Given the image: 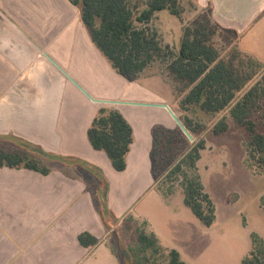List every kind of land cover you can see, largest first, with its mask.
<instances>
[{
	"label": "crops",
	"instance_id": "obj_1",
	"mask_svg": "<svg viewBox=\"0 0 264 264\" xmlns=\"http://www.w3.org/2000/svg\"><path fill=\"white\" fill-rule=\"evenodd\" d=\"M196 5L237 33L242 53L264 62V0H196ZM61 69L95 99L161 104L143 100V94L154 92L113 69L70 0H0V135L100 169L108 187L105 203L119 223L155 187L153 127L175 128V122L158 107L95 103ZM102 106L121 112L133 128L121 172L87 137ZM51 169L44 175L0 168V264H94L112 243L94 175L59 163ZM84 232L101 243L83 246L79 235Z\"/></svg>",
	"mask_w": 264,
	"mask_h": 264
},
{
	"label": "trees",
	"instance_id": "obj_2",
	"mask_svg": "<svg viewBox=\"0 0 264 264\" xmlns=\"http://www.w3.org/2000/svg\"><path fill=\"white\" fill-rule=\"evenodd\" d=\"M70 1L80 8L81 19L92 42L118 74L136 79L160 62L173 80L178 96L182 97L181 109L203 117L229 112L235 124L249 133L246 152L250 166L264 171V64L237 49V33L222 28L213 20L209 10H202L184 26L180 48L176 52L169 44H164L148 25L162 10H168L181 19L184 9L180 0ZM177 115L194 136V142H190L178 126H154L151 151L154 182L164 188L167 178L173 180L172 176L180 174L184 203L206 227H211L216 220L215 204L205 189L198 167L206 140L196 137V131L203 125L195 124L190 116ZM228 129L227 117L222 116L214 124L212 132L221 135ZM87 137L95 150L107 154L116 171L127 168V154L134 133L121 112L102 106L87 131ZM0 143H11L27 152L0 147V168H24L47 175L52 166L59 163L77 166L100 179L104 195L102 199L99 196L102 204L100 214L110 232L117 236L120 246L131 252L124 233L125 217L122 224L118 223L105 203L108 187L100 169L77 157L51 153L47 157L23 144L39 147L11 135H0ZM167 164L170 165L168 168ZM134 236L138 246L159 252V239L154 233L148 234L136 228ZM79 241L87 248L101 243V239L88 232L81 233ZM123 257L131 259L124 252ZM167 264L187 263L177 250L172 249L168 252ZM242 264H264V236L253 234L252 247Z\"/></svg>",
	"mask_w": 264,
	"mask_h": 264
},
{
	"label": "rangeland",
	"instance_id": "obj_3",
	"mask_svg": "<svg viewBox=\"0 0 264 264\" xmlns=\"http://www.w3.org/2000/svg\"><path fill=\"white\" fill-rule=\"evenodd\" d=\"M180 3L184 9L181 19L168 10H162L148 25L164 44H169L176 52L180 48L184 26L200 12L196 0H180ZM237 49L240 51L238 46ZM244 54L264 64L256 56ZM139 77L137 82L154 92L151 97L143 94V100L169 104L182 117L190 116L195 124L203 125L196 131V137L206 140L198 167L205 189L215 204L216 220L211 227H206L184 203L182 176H172L173 180L167 178L164 187L171 188L169 191L155 184L151 192L125 215L127 225L124 233L131 252L120 246L117 236L111 231L108 242L115 245L119 254L109 243L94 264H167V255L172 249L181 253V259L187 264H242L252 247L253 234L264 236V171L252 168L248 162L246 142L249 133L235 124L229 112L203 117L202 114L193 115L182 110V97L178 96L175 87L172 88V79L160 62ZM162 109L156 108L159 113ZM222 116L227 117L229 129L221 135H214L213 126ZM0 147L27 153L11 143H0ZM169 166L167 164L166 168ZM94 179L99 183L102 199V182L95 176ZM136 228L157 236L159 252L137 245ZM123 250L131 259H124Z\"/></svg>",
	"mask_w": 264,
	"mask_h": 264
},
{
	"label": "water",
	"instance_id": "obj_4",
	"mask_svg": "<svg viewBox=\"0 0 264 264\" xmlns=\"http://www.w3.org/2000/svg\"><path fill=\"white\" fill-rule=\"evenodd\" d=\"M62 72L66 75V77L72 81L78 88L79 90L86 96L88 97L91 101L95 102V103H102V104H131V105H138V106H148V107H158V108H163L165 109L169 115L171 116V118L173 119V121L175 122L176 126H178V128L183 132V134L187 137V139L190 142H194V137L193 135L190 133V131L186 128V126L182 123V121L179 119V117L176 115V113L171 109V107L167 104L161 103V104H154V103H135V102H120V101H109V100H98L93 98L79 83H77L67 72H65L63 69H61ZM23 146H25L26 148L32 150V151H37L39 153H41L42 155H45L47 157H50V155L39 149L36 147H33L31 145H26L23 144ZM124 254L128 257V253L126 252V250L124 251Z\"/></svg>",
	"mask_w": 264,
	"mask_h": 264
}]
</instances>
